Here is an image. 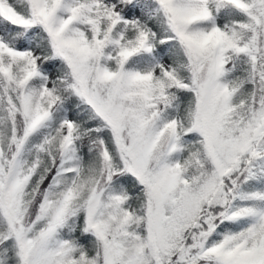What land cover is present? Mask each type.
Here are the masks:
<instances>
[{
    "label": "snow or ice",
    "instance_id": "1",
    "mask_svg": "<svg viewBox=\"0 0 264 264\" xmlns=\"http://www.w3.org/2000/svg\"><path fill=\"white\" fill-rule=\"evenodd\" d=\"M0 264H264V0H0Z\"/></svg>",
    "mask_w": 264,
    "mask_h": 264
}]
</instances>
